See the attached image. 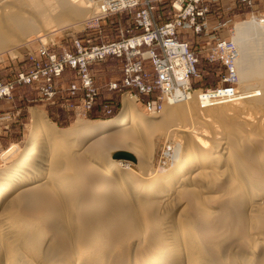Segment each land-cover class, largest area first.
Listing matches in <instances>:
<instances>
[{"label":"bare ground","instance_id":"1","mask_svg":"<svg viewBox=\"0 0 264 264\" xmlns=\"http://www.w3.org/2000/svg\"><path fill=\"white\" fill-rule=\"evenodd\" d=\"M108 1L0 0V54L41 27L81 28ZM232 29L234 85L219 97L174 85L146 115L124 94L114 116L65 128L30 108L23 145L0 153V264H264V16Z\"/></svg>","mask_w":264,"mask_h":264},{"label":"rangeland","instance_id":"2","mask_svg":"<svg viewBox=\"0 0 264 264\" xmlns=\"http://www.w3.org/2000/svg\"><path fill=\"white\" fill-rule=\"evenodd\" d=\"M196 6L195 11L204 10L202 15L195 14V22L200 24V30L194 26L183 25L188 22L189 16H179L180 27L176 28V39L186 42L189 49L199 60L197 75L190 78V91L197 89L212 90L224 87L228 75V65L225 54L216 52L219 41L229 42L233 36L232 26L239 21L248 19L252 15L264 16V0H137L133 6L111 9L103 16L90 19L83 27L74 28L63 26L57 28H43L49 35L39 37L44 31H34L26 34V43L16 46V54L9 52L0 54V85L11 86L9 97H0V153L11 143L22 146L30 128V108L41 111L47 121L54 122L58 128H65L72 124L76 117L86 119H102L114 116L122 106V96H135V106L143 114L160 115L165 108L171 106L164 103L162 91L157 88L152 93L144 94L131 89H109L111 82H121L123 65L128 60L141 59V54L154 49L156 55H163L161 42L155 41L151 47L142 45L141 53L130 54L122 52L121 55L106 54L100 59L89 61L87 72L97 89L92 107L85 108L86 91L81 87V73L78 68L63 63L59 75H45L51 69L50 55L60 59L64 52L78 57L80 52L88 53L93 46H102L112 42L126 40L141 36L145 31L138 17L141 11H146L151 23L162 26L174 22L179 13L187 5ZM53 31H50L52 30ZM29 38V39H27ZM256 38V36H254ZM80 45V52H78ZM45 50V55L41 54ZM130 54V55H129ZM145 56V55H144ZM259 60L264 61V56ZM146 72L154 76L152 58L142 60ZM37 71L36 79L26 82L20 79L19 73ZM77 88L71 90V85ZM234 85V84H233ZM238 84L235 85L237 91ZM193 91V92H194ZM191 92V93H193ZM154 101L156 110L149 112L146 103ZM164 103V104H163ZM80 114V115H79ZM82 114V115H81ZM155 162L156 166L168 167L170 162L165 150L172 148L169 139L164 135L156 137ZM131 162V161H130ZM131 162L136 169L135 163ZM4 162L0 159V168Z\"/></svg>","mask_w":264,"mask_h":264},{"label":"built area","instance_id":"3","mask_svg":"<svg viewBox=\"0 0 264 264\" xmlns=\"http://www.w3.org/2000/svg\"><path fill=\"white\" fill-rule=\"evenodd\" d=\"M196 1L198 0H193V2ZM108 3L109 4L105 9L106 13L111 9L133 6L137 3V0H109ZM195 8L196 6H194L192 3H189L185 10L178 14L174 22H168L162 26H156L152 24L147 12L141 11L138 14V20L145 31L141 36L128 38L118 42H112L102 46H93L86 54L80 52V45L77 44L79 47L78 52H80V56L74 57L68 54L66 51L60 59H57L55 55H50L51 69H49L48 73L43 72V74L59 75L63 69V63L65 62L72 67L78 68L79 72L81 73L80 85L86 91V100L84 102L85 108L90 109L92 107L93 100L95 99L94 97L97 94V89L94 86L92 78L87 72L88 62L95 59H100L106 54H114L119 56L125 51L130 54H139L141 53L140 48L142 45L146 44L151 47L152 44L157 41L161 42L160 46L163 50L162 57L156 55L154 49L150 48L149 51L141 54V59L128 58V60L123 65V77L121 82L119 84L114 81L109 83V89L124 90L133 88L138 92L149 94L155 89L159 88L162 91V98L160 99L162 101L166 96L172 93L174 90V85L179 86V88L185 92L190 91L189 81L192 76H196L198 74L196 67L199 63V60L189 49V46L186 42H181L176 39L175 31L176 28L181 26V20L179 19V16L185 17L186 15L189 16V20L183 25L186 27L194 26L196 31L200 30L201 25L195 22V14L202 15L204 13L203 11L206 9H197V11H195ZM228 44L229 42L219 41L216 47L221 50L224 45L227 47ZM41 54L45 55V50H42ZM144 55L147 58H152L155 71L154 76L149 72H146L144 68V63L142 61L145 58ZM229 63L230 61L228 60V75L225 79V81L228 82L227 85L224 87L220 86L212 90H205L206 93L210 92L209 95L211 97H219L222 95L220 90H231L233 87L232 81L234 78L232 77L233 72ZM179 68H184L183 76L185 77L184 80H186V83L183 81L182 84H179L176 81L175 75ZM19 77L23 81L30 82V80L36 79L38 77V72L32 70L30 73H19ZM10 88L11 86L9 84H1L0 97H9L11 92ZM76 88L77 87L74 84L71 85V90H75ZM146 107L148 111L152 108H156L155 102H147Z\"/></svg>","mask_w":264,"mask_h":264},{"label":"water","instance_id":"4","mask_svg":"<svg viewBox=\"0 0 264 264\" xmlns=\"http://www.w3.org/2000/svg\"><path fill=\"white\" fill-rule=\"evenodd\" d=\"M118 156H126V157H131L129 156L127 153H124V152H120V153H117Z\"/></svg>","mask_w":264,"mask_h":264}]
</instances>
